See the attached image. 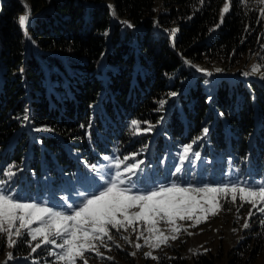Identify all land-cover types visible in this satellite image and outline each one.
I'll return each mask as SVG.
<instances>
[{
	"label": "trees",
	"instance_id": "obj_1",
	"mask_svg": "<svg viewBox=\"0 0 264 264\" xmlns=\"http://www.w3.org/2000/svg\"><path fill=\"white\" fill-rule=\"evenodd\" d=\"M25 2L34 15L26 21L20 0H0V174L17 193L58 199L113 153L161 167L186 148L202 170L264 185V84L192 70L240 66L256 48V0ZM250 194L259 202L264 191ZM260 223L263 231L264 215ZM69 240L67 249L84 245ZM39 241L24 234L9 264H73ZM144 262L188 264L175 251ZM191 264L215 262L197 255Z\"/></svg>",
	"mask_w": 264,
	"mask_h": 264
},
{
	"label": "rangeland",
	"instance_id": "obj_2",
	"mask_svg": "<svg viewBox=\"0 0 264 264\" xmlns=\"http://www.w3.org/2000/svg\"><path fill=\"white\" fill-rule=\"evenodd\" d=\"M20 2L28 8L25 0ZM256 2L261 4L256 48L248 51L240 66L227 71L197 65L193 71L211 79L241 76L264 84L259 44L264 36V0ZM30 18L25 12L24 21ZM200 160L186 148L161 167H147L142 153L124 158L113 153L88 174L78 175L62 197L32 201L17 193L14 180L0 174V234L5 241L0 264H9L12 248L24 234L40 240L37 246L68 251L73 264H126L123 258L145 264V259L173 251L188 264L197 255L215 264H230L231 252L234 264H264L260 223L264 194L259 202L250 194L264 191V185L239 181L229 169L222 173V167L202 170ZM233 186L249 192L243 197L225 196L223 191ZM72 238L84 245L71 244ZM62 240H69L71 248Z\"/></svg>",
	"mask_w": 264,
	"mask_h": 264
},
{
	"label": "water",
	"instance_id": "obj_3",
	"mask_svg": "<svg viewBox=\"0 0 264 264\" xmlns=\"http://www.w3.org/2000/svg\"><path fill=\"white\" fill-rule=\"evenodd\" d=\"M25 12L27 13V15L30 14L31 17H34V15L30 12L29 8L25 9Z\"/></svg>",
	"mask_w": 264,
	"mask_h": 264
}]
</instances>
